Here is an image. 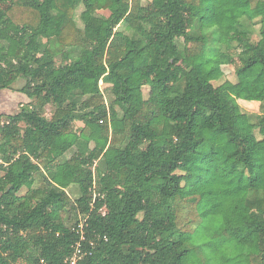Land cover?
Here are the masks:
<instances>
[{
  "label": "trees",
  "instance_id": "obj_1",
  "mask_svg": "<svg viewBox=\"0 0 264 264\" xmlns=\"http://www.w3.org/2000/svg\"><path fill=\"white\" fill-rule=\"evenodd\" d=\"M0 57L35 102L0 115V264H68L81 223L77 264H264V0H12Z\"/></svg>",
  "mask_w": 264,
  "mask_h": 264
},
{
  "label": "rangeland",
  "instance_id": "obj_2",
  "mask_svg": "<svg viewBox=\"0 0 264 264\" xmlns=\"http://www.w3.org/2000/svg\"><path fill=\"white\" fill-rule=\"evenodd\" d=\"M12 0H0V6L2 8H7L11 4ZM100 14L103 15H109L108 11H101ZM79 26H82L81 21L79 18H77ZM244 28L248 29L250 31V36L253 41H257L260 38V27L251 25V23L244 19ZM226 52V49H224ZM0 62H2V59L0 57ZM57 63H60L62 61V57L58 56L56 58ZM222 72L219 70V68L216 66L212 69L210 77L213 80L214 85H224L226 88H228L234 95H237L238 97V103L242 107V110L246 117H251L252 121H255L256 116L260 114L261 108H260V102L257 101H251L247 99L246 95L243 92V78L239 77L236 74V71L232 64H230L226 59H224L223 64L221 66ZM27 81V78L19 73H16L11 76L9 81V86L5 90H0V115L4 113H14L18 111L19 107L22 104H33L34 100L31 99L26 93L22 91V88L25 86ZM101 88L105 91V100L107 104H109L113 100V96H111L106 90V84H104L102 81L100 82ZM144 95L145 97L148 96L149 93V86L144 87ZM9 94V96H8ZM55 110V106L53 104L47 105L45 108L46 116L51 117L53 112ZM250 123V122H249ZM77 131H79L81 128H83L84 124L83 122L78 121L77 124ZM95 131H97L98 127H93ZM76 151L75 148H72L69 150L65 156L62 158L64 160L65 158L71 157L73 153ZM62 187L70 193L73 199L80 196V189L77 185H73L69 182V180L64 179L62 182ZM28 188L24 187L21 191V194H25L27 192Z\"/></svg>",
  "mask_w": 264,
  "mask_h": 264
},
{
  "label": "built area",
  "instance_id": "obj_3",
  "mask_svg": "<svg viewBox=\"0 0 264 264\" xmlns=\"http://www.w3.org/2000/svg\"><path fill=\"white\" fill-rule=\"evenodd\" d=\"M83 223L79 224L77 231L80 233V241H78L74 245V251L71 257L68 259V264H77L78 261L83 257L84 255V248L82 244V240L85 239L84 231H83Z\"/></svg>",
  "mask_w": 264,
  "mask_h": 264
},
{
  "label": "crops",
  "instance_id": "obj_4",
  "mask_svg": "<svg viewBox=\"0 0 264 264\" xmlns=\"http://www.w3.org/2000/svg\"><path fill=\"white\" fill-rule=\"evenodd\" d=\"M3 90H5V89H3ZM3 90H2V91H3ZM8 96H9V94H8ZM4 114H10V113H4Z\"/></svg>",
  "mask_w": 264,
  "mask_h": 264
}]
</instances>
